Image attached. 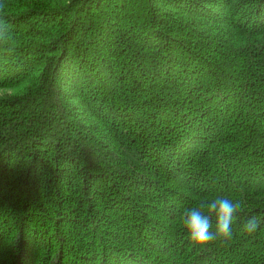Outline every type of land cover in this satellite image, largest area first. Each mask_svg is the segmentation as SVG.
Wrapping results in <instances>:
<instances>
[{"label":"trees","instance_id":"16d2710c","mask_svg":"<svg viewBox=\"0 0 264 264\" xmlns=\"http://www.w3.org/2000/svg\"><path fill=\"white\" fill-rule=\"evenodd\" d=\"M0 25V264H264V0H6ZM217 196L233 238L194 247L181 214Z\"/></svg>","mask_w":264,"mask_h":264},{"label":"clouds","instance_id":"9594fccd","mask_svg":"<svg viewBox=\"0 0 264 264\" xmlns=\"http://www.w3.org/2000/svg\"><path fill=\"white\" fill-rule=\"evenodd\" d=\"M5 8L6 0H0V14ZM7 36V28L0 25V41L6 40ZM242 208V201L217 196L185 208L181 214V225L194 247L206 249L214 243H228L233 238V224ZM213 218L216 222L214 230ZM259 227L260 221L255 216L247 219L243 225L248 233L255 232Z\"/></svg>","mask_w":264,"mask_h":264}]
</instances>
